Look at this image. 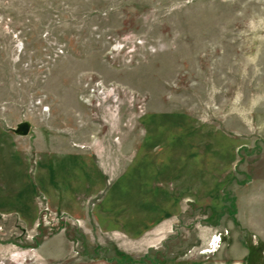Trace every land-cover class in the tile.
<instances>
[{
  "label": "rangeland",
  "instance_id": "374dc122",
  "mask_svg": "<svg viewBox=\"0 0 264 264\" xmlns=\"http://www.w3.org/2000/svg\"><path fill=\"white\" fill-rule=\"evenodd\" d=\"M0 264H264V0H0Z\"/></svg>",
  "mask_w": 264,
  "mask_h": 264
},
{
  "label": "built area",
  "instance_id": "2783aa9c",
  "mask_svg": "<svg viewBox=\"0 0 264 264\" xmlns=\"http://www.w3.org/2000/svg\"><path fill=\"white\" fill-rule=\"evenodd\" d=\"M103 86V83L102 82H99L97 83L96 85V88L94 89V92L97 93V94H104V101H109L110 99H114V103H118V96H117V93H115V89L114 87H102ZM116 104H113V105H116Z\"/></svg>",
  "mask_w": 264,
  "mask_h": 264
},
{
  "label": "water",
  "instance_id": "95a60500",
  "mask_svg": "<svg viewBox=\"0 0 264 264\" xmlns=\"http://www.w3.org/2000/svg\"><path fill=\"white\" fill-rule=\"evenodd\" d=\"M31 131V125L29 123L20 124L15 131L18 136H28Z\"/></svg>",
  "mask_w": 264,
  "mask_h": 264
},
{
  "label": "bare ground",
  "instance_id": "6f19581e",
  "mask_svg": "<svg viewBox=\"0 0 264 264\" xmlns=\"http://www.w3.org/2000/svg\"><path fill=\"white\" fill-rule=\"evenodd\" d=\"M25 254H21L20 256H24Z\"/></svg>",
  "mask_w": 264,
  "mask_h": 264
}]
</instances>
